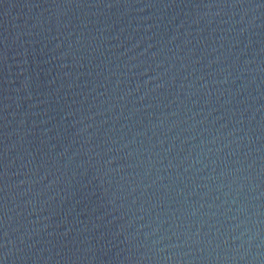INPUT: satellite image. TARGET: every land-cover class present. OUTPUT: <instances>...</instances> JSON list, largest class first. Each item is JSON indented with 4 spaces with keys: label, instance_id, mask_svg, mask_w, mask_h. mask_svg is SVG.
Instances as JSON below:
<instances>
[{
    "label": "water",
    "instance_id": "95a60500",
    "mask_svg": "<svg viewBox=\"0 0 264 264\" xmlns=\"http://www.w3.org/2000/svg\"><path fill=\"white\" fill-rule=\"evenodd\" d=\"M0 264H264V0H0Z\"/></svg>",
    "mask_w": 264,
    "mask_h": 264
}]
</instances>
